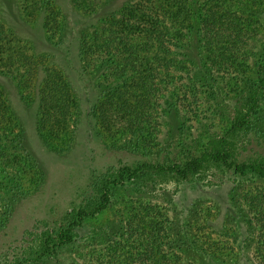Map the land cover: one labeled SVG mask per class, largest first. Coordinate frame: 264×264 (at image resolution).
I'll return each mask as SVG.
<instances>
[{"label": "rangeland", "instance_id": "374dc122", "mask_svg": "<svg viewBox=\"0 0 264 264\" xmlns=\"http://www.w3.org/2000/svg\"><path fill=\"white\" fill-rule=\"evenodd\" d=\"M131 1L102 0L93 13H84L71 0H56L61 30L51 36L43 28L44 14L29 18L19 0H0V18L16 28L34 53L46 55L48 63L62 70L79 100L74 139L51 147L38 128L39 97L33 94L29 101L19 84L26 67H17L18 62L0 65V86L32 163L27 170L18 164L20 158L8 157L6 164L17 169L1 172L0 264H146L138 258L152 243L161 242L165 251L178 253L187 264H256L264 179L214 162H207L189 179L145 172L125 186H114L108 208L76 226L74 240L61 244L60 233L75 212L82 206L95 208L104 184L117 179L125 165L186 159L219 146L224 138L239 161H264V85L256 71L264 59V0H242L248 1L240 16L249 30L240 55L245 49L256 55L240 70L233 63L213 66L201 60L194 63L196 70L189 68L192 73L178 72L167 96L158 100L154 128L145 131L146 146L132 136L126 119L119 123L126 130L118 135L111 134L108 124H98L90 110L102 90L112 85L102 84L97 65L85 66L80 42L93 25L118 14ZM238 3L234 7L243 6ZM197 40L195 35L189 50L194 61L201 52ZM8 58V51L0 53V63ZM258 102L260 106L252 110ZM243 114H250L255 125L233 130L232 120ZM9 146L12 153L22 151L15 143Z\"/></svg>", "mask_w": 264, "mask_h": 264}, {"label": "trees", "instance_id": "16d2710c", "mask_svg": "<svg viewBox=\"0 0 264 264\" xmlns=\"http://www.w3.org/2000/svg\"><path fill=\"white\" fill-rule=\"evenodd\" d=\"M19 1L27 17L35 18L44 14L43 28L51 32V36L61 30L60 10L56 0ZM100 1L102 0H71L84 13H93ZM238 2L243 6L234 7V3L239 4ZM247 3L248 1L242 0H133L121 7L118 14H111L98 25H93L92 30L82 35L80 42L85 66L92 68L97 65L101 68L102 84L107 87L110 83L112 85L102 90V97L90 110L92 116H97L98 124H108L111 134L118 135L126 130L123 123L119 124L126 119L132 136L138 144L146 146L148 137L145 136V131L154 128L155 121L152 118L155 109L160 106L158 100L167 96L170 91L168 86L180 75L178 72L192 73L189 68L195 69L194 63L201 60L213 66L233 63L235 69L240 70L247 59L256 55L255 51L247 49L240 55L247 40L245 34L249 30V24L240 16ZM195 35L198 36L196 42L201 49L197 61L189 53ZM31 49V45L19 37L16 28L0 18V53L9 52L7 63L0 65L11 67L18 62L17 67H26L25 76L20 78L19 84L23 87L24 97L29 101L33 94L39 97V132L47 145L57 148L56 144H69L74 139L79 100L62 70L56 64L48 63L46 55H38ZM261 49L264 53V45ZM263 60L256 65L262 85ZM6 69L11 71L10 68ZM195 70L193 74L197 77ZM205 85L206 83L203 86ZM198 90L193 89V92ZM30 91L32 92L29 93ZM171 92L176 95L173 90ZM253 106L252 110L256 111L260 106L259 102ZM254 125L250 114L236 116L231 122L233 130ZM17 129L19 124L0 86V176L3 175L1 172L16 168L15 165L6 164L8 157L20 158L18 164L26 165L27 170H31L30 154L23 148ZM9 142L22 147V151L12 153ZM218 144L219 146L216 144L186 159L178 157L168 163L145 161L136 167L123 166L117 179L104 184L100 201L95 208L82 206L75 212L70 225L60 233L61 244L74 240L76 226L108 208L114 195V186H125L128 181L145 172L173 173L189 179L199 173L207 162H214L242 175L252 172L264 179V161L248 162L234 158L227 138ZM261 216L262 235L257 236L255 243L256 264H264V213ZM155 228L160 231L159 226L156 225ZM161 243L158 246L152 243L148 253L140 256L138 261L146 264H187L183 263L178 253L165 251Z\"/></svg>", "mask_w": 264, "mask_h": 264}]
</instances>
